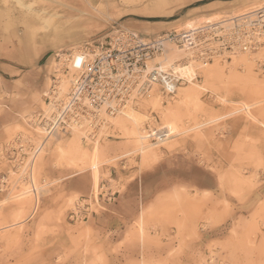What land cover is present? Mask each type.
I'll use <instances>...</instances> for the list:
<instances>
[{"label":"rangeland","instance_id":"rangeland-1","mask_svg":"<svg viewBox=\"0 0 264 264\" xmlns=\"http://www.w3.org/2000/svg\"><path fill=\"white\" fill-rule=\"evenodd\" d=\"M162 1L164 3L159 4ZM261 7L264 10V0H0V104L8 96L2 86L12 79H18L17 84L23 79L28 85L26 90L32 93L33 110L46 111L44 94L54 74L53 57L62 49L103 42L118 29L130 28L156 35L173 27L191 28L209 22L207 17L213 13L226 17ZM263 53L264 44L257 53L238 54L239 58L236 55L229 61L220 57L209 62L206 67L224 70L222 78L207 77L199 65H194L204 64L199 60L183 67L189 81L178 92H183V97H195L192 111L184 99L178 100V93L168 102L163 103L158 98L160 104L148 101L146 106L147 100H144L139 106L125 108L120 117L124 119L126 113L135 111L141 125L154 108L159 113V122H152L159 125V133L166 130L164 125L171 121L176 123L175 127L187 130L174 140L158 141L159 145L153 148L156 155L148 160L142 159V153L133 152L119 157L132 151L134 145L130 142L133 135L127 134L126 128L118 123L114 130L110 124L104 129L109 134L107 138L105 133L94 141L83 142L80 138L86 151L99 140L103 165L98 168L82 170L59 159L56 147L58 143H66L71 133L50 138L35 165V182L37 186H44L38 196V210L33 215V195L32 201L24 203H20V197L11 198L29 190L27 185L30 186L10 171V187L4 195L10 200L0 206V264H30L39 258L37 254H23V235L29 223H36L40 240L66 230L72 236L75 250L82 248L86 256L95 258L88 264H97L94 261L107 264L104 248L93 244V231L87 222L69 220L75 203L89 198L93 186L97 188L106 179L112 182L113 188L124 191L128 181L153 166L167 152L212 136L223 140L213 150V163L204 153L197 157V166L212 174L207 187L175 184L157 194L118 240L114 250L136 248L139 253L127 255L124 260L130 264H264V102L249 111H236L244 104L264 99V74L254 68V58H260ZM166 54L155 62L163 60ZM183 55L181 51V63L189 62ZM234 74L245 77L242 85H233ZM253 86L259 89L253 92ZM33 114L26 117L25 123L21 121L6 127V138L0 145L20 131L40 141L41 128L30 122ZM256 114L261 122H257ZM152 115L145 124L153 119ZM197 125L201 126L194 127ZM146 140V143H154L148 136ZM228 143L230 146L226 147ZM37 163L41 165L39 168ZM113 166L118 168V174L110 173ZM8 170L7 162L0 161V171L7 173ZM132 171L134 173L127 176V172ZM23 184H27L26 188ZM73 187L80 190H70ZM83 188L86 189L82 191ZM18 207L23 210L22 215ZM18 219L25 222L6 229ZM58 260L63 262L64 258L59 256Z\"/></svg>","mask_w":264,"mask_h":264},{"label":"built area","instance_id":"built-area-1","mask_svg":"<svg viewBox=\"0 0 264 264\" xmlns=\"http://www.w3.org/2000/svg\"><path fill=\"white\" fill-rule=\"evenodd\" d=\"M217 22L191 28L173 27L156 35L118 29L103 42L55 52L52 82L44 94L51 113L46 116L45 110L37 111L30 120L32 125L41 128V139L37 141L33 135L20 131L0 145V161H6L10 169L0 177V187L9 190V175L13 171L37 192L34 169L50 138L70 134L74 127L81 126L82 139L94 141L100 130L111 124L110 118L127 105L139 106L153 97L163 103L175 99L178 89L189 81L181 75L180 65L193 60L209 63L220 57L229 61L238 54L257 53L264 44L262 9L246 10ZM170 46L180 48L183 59L190 61L181 63L180 58L170 65L155 62ZM254 64L255 70L264 74V53L254 58ZM63 74L69 75L66 93H62ZM151 114L153 119L145 124L144 131L152 142H162L167 133L158 132L153 123L159 122L158 114L153 109ZM119 193L110 180L100 182L89 198L75 203L69 220L87 221L95 207L115 200Z\"/></svg>","mask_w":264,"mask_h":264},{"label":"crops","instance_id":"crops-1","mask_svg":"<svg viewBox=\"0 0 264 264\" xmlns=\"http://www.w3.org/2000/svg\"><path fill=\"white\" fill-rule=\"evenodd\" d=\"M15 81L18 79H12L5 84V87L2 86L8 96L4 100L1 99L0 104V142L6 138V127L14 123L20 124L21 121L25 123L27 116L37 112L36 109L33 110L34 101L31 98V90H26L28 85L23 79H20L22 83L17 84ZM256 116L259 118L257 122H261V118L257 114ZM219 141L223 143V140L212 136L205 140L189 142L183 149L167 152L153 166L139 172L136 177L128 181L125 190H120L115 200L104 202L102 207L95 208V212L86 222L93 231V244L103 246L104 253L108 257L107 264H130L124 261L127 255L135 256L139 253L136 248L131 247L127 250L114 249L117 248L118 240L124 237L139 217L142 209L152 202L157 194L172 188L175 184L207 187L208 179H212V174L197 166V157L200 153H204L213 163V150L218 146ZM228 146H230L229 143L226 144V147ZM110 171L112 175L119 173L118 168L114 166L110 168ZM133 173L134 171L127 172V176ZM2 174L3 172L0 171V177ZM72 189L80 190V188H70ZM85 189L83 188L82 191ZM7 193L8 190L0 187V201ZM87 196L89 195H83V197ZM71 239L72 236L63 230L56 235L44 236L41 241L36 235V223H29L28 230L23 235V254L39 255L36 262L30 264H88L91 260H95L94 257L86 256L82 248L75 250ZM38 248L40 249L35 250ZM59 256L64 258L63 262L58 260ZM94 263L101 264L99 261Z\"/></svg>","mask_w":264,"mask_h":264},{"label":"bare ground","instance_id":"bare-ground-1","mask_svg":"<svg viewBox=\"0 0 264 264\" xmlns=\"http://www.w3.org/2000/svg\"><path fill=\"white\" fill-rule=\"evenodd\" d=\"M263 10V7H261V8H257V9H255V8H252V10ZM251 10V9H250ZM240 14V13H239ZM33 15V14H32ZM234 15H236V14H234ZM33 18H34V15H33ZM33 18H32V20H33ZM40 18V17H39ZM208 18V21L209 22H212V24H216V23H219V22H217V21H219L221 18H223V17H218V15L217 14H214L213 13V15L212 16H210V17H207ZM203 18H201L200 20H201V22L203 21L202 20ZM194 23V22H193ZM203 23H205V22H203ZM202 24V23H201ZM200 25V24H199ZM198 25V26H199ZM197 26V27H198ZM196 27V26H195ZM184 28H188V27H184ZM127 29H130V28H127ZM131 30H133V29H131ZM180 52H181V49L180 48H176V46L174 47V46H170V49L167 51V54L164 56V58H163V60H161L160 59V61H158V62H161V63H164V64H169L170 65V63H172V62H175V61H177L178 59H179V57H180ZM243 55V54H242ZM238 58H239V55L237 56ZM236 57V58H237ZM218 60V59H217ZM195 62V61H194ZM194 62L192 63V64H194ZM209 63H204L203 65H202V63H197V64H194V65H199V67L200 68H202L203 69V73L207 76V77H211V79H212V76H213V78H214V75H217V76H219L220 78H222L223 76H224V70H222V68H212L211 66H209V67H206L207 65H208ZM214 63H212V65H213ZM187 64H182V65H180V67H179V70H180V72H181V75L182 76H184V77H186L187 79H188V77L186 76V74H185V72H184V70H183V67H185ZM195 66V67H196ZM74 69V68H73ZM192 69V68H191ZM194 69V68H193ZM194 71V70H193ZM196 71V70H195ZM68 77H69V75H66V74H63V76H62V78H61V84H62V89H64L63 90V92L62 93H66L67 92V79H68ZM219 77H218V79H219ZM232 78H233V80H234V83H233V85H237V84H239V85H242L241 83H243V80H245L244 78L245 77H243V76H238V75H233L232 76ZM250 79V78H249ZM224 80V79H223ZM253 80V79H252ZM213 81V80H212ZM250 81V80H249ZM256 82V81H255ZM246 82H244V84H245ZM196 84V83H195ZM225 85H227V84H225ZM238 86V85H237ZM236 86V87H237ZM197 87V86H196ZM195 87V88H196ZM248 87V86H247ZM250 87V86H249ZM255 87V88H254ZM259 86H253L252 88H253V92L254 91H256V90H258L259 88H258ZM181 88V87H180ZM179 88V89H180ZM238 88V87H237ZM252 88H250V89H252ZM198 89V88H197ZM200 89V88H199ZM224 89V88H223ZM225 89H226V87H225ZM230 90V89H229ZM200 92V91H199ZM244 92V91H243ZM196 93V92H195ZM194 93V94H195ZM227 93V92H226ZM234 93H236V92H234ZM245 93V92H244ZM183 92L181 93V91H179L178 92V95L180 96V98L178 99V100H182V99H184V101L183 102H185V103H187V105L189 106V108L191 109V111H192V108H194V103H193V100L195 99V97L193 96H188V95H185L184 97H183ZM223 94V93H222ZM238 94V93H237ZM241 94V93H240ZM177 95V96H178ZM200 95V94H199ZM198 95V96H199ZM244 96H246L245 94H243ZM223 96V95H222ZM227 96V95H226ZM248 96V95H247ZM251 96V95H250ZM190 98V99H189ZM197 99V98H196ZM248 99V98H247ZM148 101H151L152 103H154V104H156V103H159L160 104V101H159V99H158V97H153V98H151V99H149V100H147V101H145L146 102V106H147V102ZM199 102H201V99H199ZM262 102H264V99H262V100H259V101H256L255 100V102H250V104H244V105H242L241 107H238V108H236V111L237 112H243V111H249V110H252V109H254L256 106H258V105H260ZM145 104V103H144ZM187 105H186V107H187ZM128 106H132V105H127L125 108H127ZM133 107V106H132ZM175 107V106H174ZM124 108V109H125ZM150 108H152V107H150ZM166 108V107H165ZM165 108H164V110H165ZM46 116H49L50 115V113H51V107L48 105V104H46ZM123 109V110H124ZM195 109H196V106H195ZM153 111H156L154 108H153ZM123 112V111H122ZM122 112H120V113H122ZM157 112V111H156ZM119 113V114H120ZM158 113V112H157ZM119 114H117L116 116H114L113 118H111L110 120H111V124H110V126H111V129L112 130H114V128L113 127H117V125L118 124H121V126L122 127H125L126 128V131H127V134H130V135H133V138H132V140H130V142L132 143V146L134 147V149L132 150V151H130V152H127L126 154H123V155H120L119 157H122V158H124V157H126L127 155H129L131 152H133V153H142V159H144V161L145 160H148V159H150L151 158V156L152 155H154L155 154V151L153 150V148L154 147H156L157 145H159V143H146V139H147V134H145L144 133V124H145V122H146V120L147 119H149V116H150V114L147 116V118H146V120L144 121V123H143V125H141V123H140V119H139V116H138V114H137V112H135V111H132L131 113H126L125 115V117H124V119L123 118H121L120 117V115ZM159 114V113H158ZM185 115V114H184ZM187 115V114H186ZM181 116H183V115H181ZM217 116V115H216ZM168 117V116H167ZM220 117V116H219ZM168 118H170V117H168ZM162 119H163V117H162ZM171 119V118H170ZM175 119H177V118H175ZM173 120V119H172ZM213 120V119H212ZM215 120V119H214ZM217 121V120H216ZM181 122V121H180ZM211 122V121H210ZM209 122V123H210ZM116 123H118L117 125H116ZM208 123V122H207ZM214 123H215V121H214ZM128 124L130 125V127H128ZM165 124V123H164ZM206 124V123H205ZM211 124H213V123H211ZM210 125V124H209ZM108 126L109 125H106V126H104L101 130H100V133H98V135L99 134H101V133H105V128H108ZM109 126V127H110ZM141 126L143 127L142 128V130H141ZM165 129L166 130H164L163 132H166L167 133V137H166V139H163L162 140V142L161 143H165L166 141L168 142V141H170V140H174V139H176V138H179V137H181V136H183L184 135V133L187 131V130H182V129H180L179 127L177 128V127H175L176 126V123L175 122H173V121H171V122H168V123H166L165 125ZM201 125H197V126H194V127H200ZM208 126V125H207ZM122 127H118V128H122ZM157 127H159V125H157ZM205 127V126H204ZM174 128H176L177 129V131L175 130V132L173 131L174 130ZM158 129V128H157ZM191 129V128H190ZM188 130H189V128H188ZM192 130V129H191ZM104 131V132H103ZM146 132V131H145ZM72 134V135H71ZM71 136H70V138L66 141V143H64V144H61V143H58V145H57V147H56V149H57V152H58V154H59V159H61V160H65L69 165L68 166H77V167H80L82 170H86V169H88V168H90V167H92V168H98L99 166H101V162L103 161L102 160V156H101V147H100V144H97V143H99V140H96L94 143H93V145H92V147L90 148V150L88 149V151H86V149H84L83 147H82V142H81V139H82V136L84 135V131H83V127H81V126H79V127H74V129L72 130V132H71ZM124 134H125V132H124ZM98 135H97V137H98ZM108 135L109 134H106L105 133V137L107 138L108 137ZM97 137H95V138H97ZM81 138V139H80ZM82 141L84 142V139H82ZM44 150V149H43ZM41 152H43V151H41ZM40 152V153H41ZM158 153V152H157ZM156 155V154H155ZM43 156H41L40 157V159L42 158ZM156 157V156H155ZM39 159V160H40ZM155 159V158H154ZM38 160V159H37ZM38 162V161H37ZM37 165H38V163H37ZM40 165V164H39ZM39 165H38V168H39ZM103 165V164H102ZM105 165V164H104ZM41 166V165H40ZM36 168V167H35ZM41 168V167H40ZM39 171H37V173H38ZM38 176H39V174H38ZM36 178H37V176H36ZM36 178H35V169H34V174H33V179H34V182H35V180H36ZM26 183V182H25ZM24 183V184H25ZM36 183H38V182H35V186H37V184ZM23 184V186H25V188H26V185H24ZM29 184V183H28ZM46 185V184H45ZM22 186V185H21ZM22 186V187H23ZM43 186L44 185H41V186H37V192H33L31 189H29V190H26V191H24V192H22V193H20V194H16V195H18V196H12L11 198H13V199H15L16 197H20V198H18L19 199V201H20V203H24V202H26L27 200H31L32 201V199H33V197H32V195L34 196V198H35V201H34V205H33V209H32V215L35 213V212H37V210H38V207H39V202H40V198H38V196H40V191H41V189L43 188ZM21 187V189H23ZM25 188H24V190H25ZM28 188H30V187H28V185H27V189ZM93 189H95V190H97V188H93ZM10 194H11V192H10ZM12 195V194H11ZM10 196V195H9ZM8 197V196H7ZM15 197V198H14ZM9 200H10V198H3L1 201H0V206H4V205H7V203L9 202ZM12 201V200H11ZM18 209H19V211L21 212V215H22V212H23V210L21 209V207H18ZM30 214V215H31ZM20 215V216H21ZM32 215L30 216V217H32ZM19 216V217H20ZM18 217V218H19ZM29 217V216H28ZM26 219H28V218H26ZM25 222V219L23 220V219H18V220H16V222H15V224H11V225H7L6 226V229H8V228H12V227H14V226H17V225H20V224H23Z\"/></svg>","mask_w":264,"mask_h":264}]
</instances>
